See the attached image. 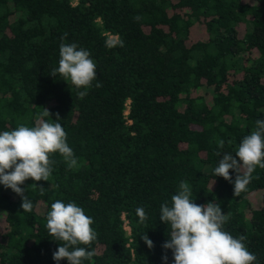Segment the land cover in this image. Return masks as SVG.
<instances>
[{"label": "trees", "instance_id": "obj_1", "mask_svg": "<svg viewBox=\"0 0 264 264\" xmlns=\"http://www.w3.org/2000/svg\"><path fill=\"white\" fill-rule=\"evenodd\" d=\"M194 26L205 37H192ZM62 43L96 64L83 98L85 89L51 76ZM41 117H59L77 167L56 153L48 181L26 180L31 212L0 184V264H57L63 242L46 228L56 200L93 219L97 239L80 247L96 255L82 264H175L159 215L182 181L194 203L220 205L224 230L244 236L254 264H264V168L238 196L234 170L232 181L213 175L264 120V0H0V132Z\"/></svg>", "mask_w": 264, "mask_h": 264}, {"label": "clouds", "instance_id": "obj_2", "mask_svg": "<svg viewBox=\"0 0 264 264\" xmlns=\"http://www.w3.org/2000/svg\"><path fill=\"white\" fill-rule=\"evenodd\" d=\"M59 57L58 68L52 69L51 76L59 74L76 88L85 89L78 93L83 98L87 95L86 89L97 79L96 64L90 53L78 49L75 43H62ZM101 86L99 82L96 84V87ZM43 116L50 117V113L44 110ZM58 121L59 117L51 122L41 117L35 126L19 125L14 130L0 132V184L22 198L23 212H31L33 204L20 186L29 179L48 181L53 170L50 159L53 154L59 153L69 169L77 167V159L67 144V134ZM255 124V130L243 138L235 154L225 152L214 169L215 177L227 181H232L230 170L235 171V196L247 190L256 167L264 168V120H257ZM218 147L224 148L223 140ZM136 214L141 223L147 219L143 208H137ZM159 218L168 228L170 226V239L162 247L172 251L175 264H254L256 261V256L244 243V236L234 238L224 230L229 217L220 205L194 203L187 182L179 184L170 205L167 202L161 205ZM92 224L93 219L74 202L66 204L56 200L51 204L46 228L55 241L63 242L53 253L57 264L61 260L82 264L96 255L95 251L80 247L91 246L97 239ZM142 238L149 248L153 247L147 235ZM162 259L166 262L167 256Z\"/></svg>", "mask_w": 264, "mask_h": 264}, {"label": "rangeland", "instance_id": "obj_3", "mask_svg": "<svg viewBox=\"0 0 264 264\" xmlns=\"http://www.w3.org/2000/svg\"><path fill=\"white\" fill-rule=\"evenodd\" d=\"M191 36L194 37V38L205 37V32L202 30L201 27L194 26L192 31H191ZM113 38L114 37H108L109 40H112ZM260 196H261V192L260 191H254L253 193H251L250 197H251L252 203L254 205H258L259 204ZM38 210L40 212H42V210H43V205L41 203L38 205ZM4 224H5L4 223V218L1 217L0 218V230L3 229Z\"/></svg>", "mask_w": 264, "mask_h": 264}, {"label": "built area", "instance_id": "obj_4", "mask_svg": "<svg viewBox=\"0 0 264 264\" xmlns=\"http://www.w3.org/2000/svg\"><path fill=\"white\" fill-rule=\"evenodd\" d=\"M77 2H78V0H70V3L72 4V5H75V4H77ZM108 36L109 37H114L112 40H115L116 39V35H111V34H108ZM127 230L129 229V227L126 225V227H125Z\"/></svg>", "mask_w": 264, "mask_h": 264}]
</instances>
